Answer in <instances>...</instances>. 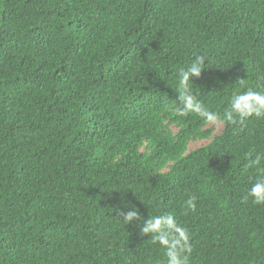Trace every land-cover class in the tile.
I'll return each mask as SVG.
<instances>
[{
	"label": "trees",
	"instance_id": "obj_1",
	"mask_svg": "<svg viewBox=\"0 0 264 264\" xmlns=\"http://www.w3.org/2000/svg\"><path fill=\"white\" fill-rule=\"evenodd\" d=\"M197 55L210 111L260 90L264 0H0V264H166L129 205L187 227L188 264H264V119L178 116Z\"/></svg>",
	"mask_w": 264,
	"mask_h": 264
},
{
	"label": "clouds",
	"instance_id": "obj_2",
	"mask_svg": "<svg viewBox=\"0 0 264 264\" xmlns=\"http://www.w3.org/2000/svg\"><path fill=\"white\" fill-rule=\"evenodd\" d=\"M207 57L197 55L180 73V91L176 101V114L181 117L197 114L206 122L213 125H242L248 118L264 119V85L260 90L247 89L231 96L228 108L221 117L210 111L193 91V80L201 76L206 67ZM237 82L245 85V78ZM264 154H257L250 160L248 167L256 166L258 175L255 182L247 191L245 200L251 199L253 204H264ZM185 207L192 212L196 211V197L190 196L185 201ZM118 217L126 224H134L142 237H149L148 241L164 249L166 264H188L193 251L190 231L178 222L171 213H163L145 218L135 206H126L118 209Z\"/></svg>",
	"mask_w": 264,
	"mask_h": 264
},
{
	"label": "rangeland",
	"instance_id": "obj_3",
	"mask_svg": "<svg viewBox=\"0 0 264 264\" xmlns=\"http://www.w3.org/2000/svg\"><path fill=\"white\" fill-rule=\"evenodd\" d=\"M199 145H193L192 147V149H195V148H197Z\"/></svg>",
	"mask_w": 264,
	"mask_h": 264
}]
</instances>
